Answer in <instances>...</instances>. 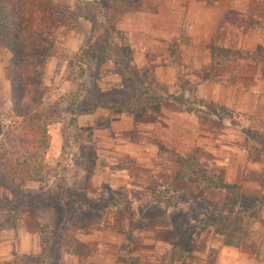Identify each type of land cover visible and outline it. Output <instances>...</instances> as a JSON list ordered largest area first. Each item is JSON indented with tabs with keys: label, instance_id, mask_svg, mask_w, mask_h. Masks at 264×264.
<instances>
[{
	"label": "rangeland",
	"instance_id": "obj_1",
	"mask_svg": "<svg viewBox=\"0 0 264 264\" xmlns=\"http://www.w3.org/2000/svg\"><path fill=\"white\" fill-rule=\"evenodd\" d=\"M81 2L78 1L75 12L88 19L75 15L68 17L71 25L63 21L56 23L57 55L47 59L43 72V81L48 86L43 105L47 111L55 105L58 114V120L46 129L45 154L34 163L22 164L14 174L0 169V264H71V255L96 254L102 249L92 242L105 238V232L90 236L88 246L79 240H84V234H90L97 225L111 222L115 224L110 228V239L122 242L117 250L111 245L110 253L120 259L129 258L134 247L136 252L139 250L137 254H141L144 245H148L149 251L142 253L166 258L168 264H224L219 262V256L226 262L234 259L229 251L221 254V248L225 247H238L243 253L255 252L258 258L264 256V168L261 167L264 149L247 154L252 163L244 167L241 174L244 181L238 183L239 192L231 201L223 199L222 189L201 190L190 177L177 176L180 170L176 162L189 157L197 171L215 173L219 167L213 163V158L219 153V145L227 139L222 133L224 127L244 123L245 131L249 126L257 128L264 141V126L240 112L201 102L193 96V85L181 84L176 88L153 85L157 75L163 79L172 75L165 66L174 65L175 56L171 52L177 50L179 44H186L184 32L175 40L139 39L137 45L125 47L119 39L118 21L111 30L104 23L101 9L86 11ZM53 4L62 9L60 0ZM208 46L211 48V43ZM136 48H148L155 54L152 57L145 54L146 64H143L142 56L134 54ZM5 57L6 53L0 48V123L3 125L11 120L3 68ZM155 98L161 100L157 109H153ZM145 99L149 104L143 103ZM169 103L188 110L193 116L199 111L198 119L205 126L204 134L194 130L189 134L193 150L188 155H174L177 165L174 175L189 180L190 189L180 192L164 187L158 193L156 189L151 190L146 198L129 199L123 197V188L118 187L120 178L109 175L116 176L112 178L113 187L106 182L100 197L95 185L88 186L85 182L87 175L96 169V163L97 170L102 165V145L96 144L93 133L100 135L97 129L108 127L111 111L135 120L142 117L148 123L162 104L171 107ZM118 105L135 106L137 115L110 109L111 106L119 108ZM88 113L92 115V124L77 127V116ZM119 132L120 136H135L128 130ZM111 162L113 172L140 173L139 168L133 166L134 160L111 157ZM110 169L105 167V171ZM124 203L133 209L125 211ZM123 219L131 222L128 229H121ZM25 221L33 222L28 228L35 226L34 232L27 230ZM147 224L151 227H146ZM161 225H168L171 230L159 228ZM145 228L150 230L144 231ZM146 234L153 240H165V244L152 239L148 244L143 243L140 240ZM131 241L135 246L131 247Z\"/></svg>",
	"mask_w": 264,
	"mask_h": 264
},
{
	"label": "crops",
	"instance_id": "obj_2",
	"mask_svg": "<svg viewBox=\"0 0 264 264\" xmlns=\"http://www.w3.org/2000/svg\"><path fill=\"white\" fill-rule=\"evenodd\" d=\"M50 1L53 3L56 0ZM74 2L75 0H60L62 8L72 7ZM118 27L119 39L125 47L137 45L139 39L175 40L179 38L181 31L184 32L186 44H179L177 50L171 52L175 56L174 65L165 66L168 71L173 72L172 75L168 79L157 75L153 85L165 88H176L181 84L193 85V96L201 102H211L235 113L264 119V0H162L159 3L145 0L121 15ZM179 27L182 29L179 30ZM147 49L136 48L134 51L135 56H142L143 64H146L145 54L148 53L151 57L155 54ZM177 72L186 75L182 77ZM193 79L196 82L192 83ZM169 104L171 107L162 104L148 123L142 117L135 120L129 115L111 111L108 114V127L97 129L100 135L93 133L96 144L102 145V165L97 170L96 163L93 175H87L85 182L88 186L95 185L94 189L99 196L103 195L106 182L113 187L112 178L116 176L121 180L118 187L123 188V197L129 199L146 198L151 190L156 189L158 193L164 187L180 192L190 189L189 180L178 179L174 175L177 166L174 155H188L193 150L189 134L192 130L204 134L205 126L198 119L201 115L199 111L193 116L188 110ZM92 122L93 118L89 113L78 115L76 119L77 127H86ZM245 127L244 123H235L229 128H223L222 133L227 139L217 148L219 153H215L213 163L219 167V171L214 174L220 175L226 183L238 184L244 181L241 179L242 171L252 163L243 143ZM120 129L133 132L135 136H120ZM111 157L113 160L125 157L128 162L134 160L133 166L139 168L140 173L130 174L131 171L129 173L124 170L113 172L110 169L114 165ZM105 167L110 170L105 171ZM261 167L264 168V165ZM94 175L98 176L94 178ZM131 183L137 185L131 187ZM128 207H131L128 203L123 204L125 211L133 209ZM114 224H99L91 229L90 234L83 233L85 238L79 241L88 246L92 239L90 236H99L105 232V238L93 239L92 242L102 249L96 254L71 255V264H168L166 258L142 253L149 251L148 245L142 247L141 254H137L139 250L136 252V247L131 248L129 258L120 259L116 254H111L110 246L117 250L121 241L114 242L110 239V228ZM120 224L121 229H128L131 222L123 219ZM146 227L151 225L147 224ZM158 227L157 229L171 230L168 225ZM148 230L150 228L144 229ZM142 237L140 241L143 243L151 242V236L146 234ZM152 241L165 244V240ZM254 246L258 247L257 244ZM230 249L221 248V254L229 251L234 254V259L226 262L219 256L220 263L264 264L263 254L258 258L255 252L243 253L238 247Z\"/></svg>",
	"mask_w": 264,
	"mask_h": 264
},
{
	"label": "trees",
	"instance_id": "obj_3",
	"mask_svg": "<svg viewBox=\"0 0 264 264\" xmlns=\"http://www.w3.org/2000/svg\"><path fill=\"white\" fill-rule=\"evenodd\" d=\"M143 1L145 0H92L82 1L81 7L89 12L93 8L101 9L104 23L112 30L121 15L131 11ZM146 1L159 3L162 0ZM75 10H78V0H75L74 6L68 9H59L50 0H0V48L6 53L3 68L8 84L11 113L8 124L0 123L2 140L0 169L6 173L14 174L22 164L34 163L45 154L48 146L46 129L58 120V114L55 105L50 109L51 111H47L43 105L48 91V86L43 81V72L47 59L57 55L56 23L63 21L71 25L68 17L75 15L86 18L83 14H77ZM143 94L149 98L146 92ZM160 102L161 100L155 98L153 109H157ZM143 103H148V99ZM133 107L135 106L131 108L111 106L110 109L130 112L135 116L137 114ZM246 117L264 126V119H256L248 115ZM256 129L249 126L245 131L243 143L247 154L257 149H264V141ZM176 162L180 170L177 176L190 177L201 190L222 189L223 199L229 201L239 192V184L226 183L218 174L197 171L189 157L179 158ZM182 168L188 172L185 173ZM25 223L27 230L35 231V226L28 228L33 222L25 221Z\"/></svg>",
	"mask_w": 264,
	"mask_h": 264
}]
</instances>
